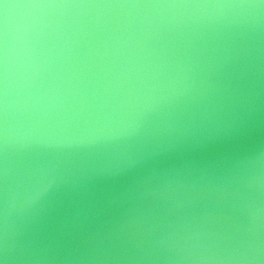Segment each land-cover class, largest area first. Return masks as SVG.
Wrapping results in <instances>:
<instances>
[{
	"label": "water",
	"instance_id": "1",
	"mask_svg": "<svg viewBox=\"0 0 264 264\" xmlns=\"http://www.w3.org/2000/svg\"><path fill=\"white\" fill-rule=\"evenodd\" d=\"M0 264H264V0H0Z\"/></svg>",
	"mask_w": 264,
	"mask_h": 264
}]
</instances>
